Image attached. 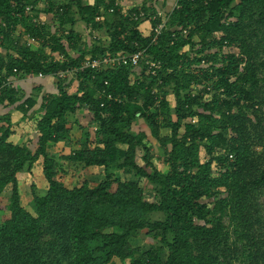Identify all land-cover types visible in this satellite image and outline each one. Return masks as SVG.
Instances as JSON below:
<instances>
[{"label":"trees","instance_id":"trees-1","mask_svg":"<svg viewBox=\"0 0 264 264\" xmlns=\"http://www.w3.org/2000/svg\"><path fill=\"white\" fill-rule=\"evenodd\" d=\"M116 1L0 0V85L139 49L161 65L157 75L143 65L86 68L73 92L74 79H60L33 110V148L28 131L12 138L11 113L30 116L37 95L2 87L0 264H264V0H177L153 43L161 19L132 14L155 9L142 2L124 15ZM78 21L108 42L72 54ZM103 88L116 99L99 97ZM81 108L92 130L79 125L72 142L67 115ZM138 119L148 133L133 130ZM36 165L44 189L30 182L27 208L21 178ZM71 166L80 180L68 185ZM143 236L145 246L131 244Z\"/></svg>","mask_w":264,"mask_h":264},{"label":"rangeland","instance_id":"rangeland-1","mask_svg":"<svg viewBox=\"0 0 264 264\" xmlns=\"http://www.w3.org/2000/svg\"><path fill=\"white\" fill-rule=\"evenodd\" d=\"M174 0H142V2L146 4L147 7H149L150 10H168L171 8L172 4H173ZM42 7V6H40ZM42 19H44L45 22L49 23L51 25V28L54 29V25H52V15L51 14H45L42 15ZM79 23V24H78ZM76 28L77 31L80 33V40H77V46L75 47L74 50H70V52L72 54L77 55L78 52H80V50L84 47V43H86L87 45L92 44L91 41H95V38L92 37V35H89L87 30L85 29V26L83 24V22L78 21L77 22ZM98 38L96 40L100 41L101 43H107L109 40V36L108 34L104 31V30H100L98 33ZM2 49H0L1 52H4V47H1ZM37 78L31 77L29 79H27V81H25L24 84V88L26 90V92H35L34 89L41 87V85H44L42 82L44 81V77H39V76H35ZM41 79V80H40ZM46 81L45 83H47V86H53L57 89V84L59 82V78L56 76H47L45 77ZM74 79V78H73ZM42 81V82H41ZM76 85H77V80L74 79L73 82L70 85H67V88L69 91L73 92L76 90ZM48 86V89L46 90V92L41 93L42 91H40V96L39 98V102L41 101V96L43 95H47L48 93H50L51 88ZM32 93V94H33ZM39 93V92H37ZM168 99L171 103V105H173V96L172 94H169ZM205 98H208V95L205 96ZM9 108H2L0 107V113L6 112V110H8ZM263 111V118H264V106L262 108ZM31 115L28 116L27 118L23 119L20 117V115L18 114L17 116L18 119H16L13 122L14 125V135L12 136L13 139H16L17 137H19L21 134H23V132L28 131L31 137V143H30V147L33 148L34 147V143L36 142V137H37V130L35 128V124H34V119L37 117L33 114V109L30 110L29 112ZM89 120H90V114L87 111L86 108H81L76 110L73 114H68L67 115V126L70 127V132H69V136L70 139L72 140V142H74L77 138H79L80 136V132L78 129L79 125H84L86 126L88 124V130L91 132L92 128L91 125H89ZM264 120V119H263ZM133 130L137 131V130H144L145 132L148 133L149 129L146 125V123L142 120V119H138L134 122L133 124ZM148 138L152 141V143L154 144V149H155V159L157 157H160V152L157 149V144H155V141L152 140L151 136L148 135ZM154 141V142H153ZM63 147H64V151H68L69 148L71 147L69 142L66 143H62ZM56 150H59L61 147L57 146L55 147ZM157 161V160H156ZM40 165H36L33 167L32 169V174L28 175V174H23L22 178H21V194H22V198H23V204L28 208V204L27 202L29 201V196H28V187L30 182L35 183V185L38 187V189L42 192L44 189V184L42 182V173L40 172ZM67 169V167H66ZM90 178H92V176H88ZM80 180V178L78 177L77 174V169H75L73 166L69 167L67 169V174H66V183L68 185H71L73 183H77ZM145 188V198L148 200H154V193L151 190V188L149 187L148 184H146L144 186ZM258 202L260 203V205L262 206V209H264V193L261 194V196L259 197ZM2 206L6 204V197H3L2 201ZM6 211L2 210L0 211V216H2ZM152 218H162V216L160 214H153ZM131 244L133 246L139 245V246H145L146 245V238L140 237L136 240H131ZM115 264H119V261L116 260Z\"/></svg>","mask_w":264,"mask_h":264},{"label":"built area","instance_id":"built-area-1","mask_svg":"<svg viewBox=\"0 0 264 264\" xmlns=\"http://www.w3.org/2000/svg\"><path fill=\"white\" fill-rule=\"evenodd\" d=\"M127 0H117L116 4L119 5L123 9V14L125 15L127 13V9H124L122 7L123 2ZM177 0L173 1V4L170 9L168 10H154V11H148L145 13L143 10H139L138 13H133L132 17L134 19H142L144 17L147 18L148 21L155 20L156 18H160L161 20L156 23L152 27V38L151 42H155L158 34H160L161 30L165 27V23L168 18V13L176 6ZM30 7H27L29 9ZM37 20V19H34ZM41 23L44 21L41 20ZM6 24L5 22L0 23V38H3V33L5 31ZM92 37L95 38V40L98 38V34L96 31L92 32ZM26 44L27 45H37L38 39L34 37L26 36ZM55 60L62 59L61 55H58L55 53L54 56ZM121 65H130L133 67H138L140 65H143V67L146 68V71L150 75H157V71L161 68L160 62L155 61L150 55H148L145 51V49H139L137 51H134L132 53H117V54H109V55H101L94 58L86 57L84 60H82L79 65H76L72 67L71 69H65L58 71L55 76L59 79H70L74 78L79 72L83 71L86 68L90 69H109L114 68ZM15 71V69H13ZM39 77H43L45 75L39 74L37 75ZM19 77L11 75L6 77L2 84L0 85V93L3 86L7 87H15L18 83ZM160 82V80H159ZM108 82L104 81V85H107ZM97 95L100 97L101 95H104L107 99H116L113 97L110 93H107L105 89H100L97 91ZM103 105V102L101 103Z\"/></svg>","mask_w":264,"mask_h":264},{"label":"crops","instance_id":"crops-1","mask_svg":"<svg viewBox=\"0 0 264 264\" xmlns=\"http://www.w3.org/2000/svg\"><path fill=\"white\" fill-rule=\"evenodd\" d=\"M142 3V0H127V1H124L123 2V5H122V7L124 8V9H128V8H130V7H132L133 5H136V6H139L140 4ZM79 24V23H78ZM76 26H78L77 25V23L75 24V29L77 30V28H76ZM31 77H34V78H37V77H35V76H31ZM31 77H23V78H19V80H18V84L17 85H19V86H21V87H24V84H25V81H27V79H29V78H31ZM45 77H47V76H45ZM45 77L43 78L44 79V81L42 82L44 85H41V87H40V89H39V93H37L38 91L36 90L33 94H36L37 95V102H36V104L33 106V110H35L36 108H38L39 107V96H40V91H42L41 93H45L46 92V90L48 89V86H47V83H45V81H46V79H45ZM41 80V79H40ZM50 88H51V90H50V93H55L56 92V88L55 87H53L52 85L51 86H49ZM42 97V96H41ZM20 115V117H21V113L20 112H18V111H13L12 113H11V115H12V121L14 122V120H15V118L16 119H18V117L19 116H17V115ZM15 117V118H14Z\"/></svg>","mask_w":264,"mask_h":264}]
</instances>
